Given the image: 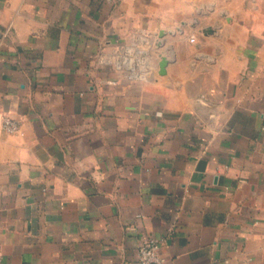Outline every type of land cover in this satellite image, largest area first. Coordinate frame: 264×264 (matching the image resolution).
Returning a JSON list of instances; mask_svg holds the SVG:
<instances>
[{"label": "crops", "instance_id": "1", "mask_svg": "<svg viewBox=\"0 0 264 264\" xmlns=\"http://www.w3.org/2000/svg\"><path fill=\"white\" fill-rule=\"evenodd\" d=\"M6 115L0 264H264V0H0Z\"/></svg>", "mask_w": 264, "mask_h": 264}, {"label": "built area", "instance_id": "2", "mask_svg": "<svg viewBox=\"0 0 264 264\" xmlns=\"http://www.w3.org/2000/svg\"><path fill=\"white\" fill-rule=\"evenodd\" d=\"M194 42V38L191 39ZM147 58L143 51L136 50L134 53H128L127 64L131 68L138 67L144 71L148 67ZM132 69L128 75L130 79L140 77L141 73ZM0 131L6 134L21 133L20 122L11 116H2L0 118ZM161 242L152 236H144L138 245V257L135 264H165L161 254Z\"/></svg>", "mask_w": 264, "mask_h": 264}, {"label": "water", "instance_id": "3", "mask_svg": "<svg viewBox=\"0 0 264 264\" xmlns=\"http://www.w3.org/2000/svg\"><path fill=\"white\" fill-rule=\"evenodd\" d=\"M166 66H167V60L163 59L162 62L160 63V74H165L166 73Z\"/></svg>", "mask_w": 264, "mask_h": 264}]
</instances>
